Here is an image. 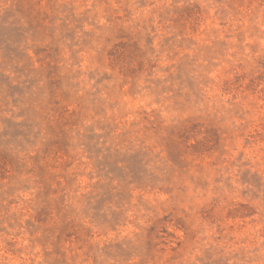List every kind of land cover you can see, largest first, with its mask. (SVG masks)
<instances>
[{"label": "rangeland", "instance_id": "rangeland-1", "mask_svg": "<svg viewBox=\"0 0 264 264\" xmlns=\"http://www.w3.org/2000/svg\"><path fill=\"white\" fill-rule=\"evenodd\" d=\"M0 264H264V0H0Z\"/></svg>", "mask_w": 264, "mask_h": 264}]
</instances>
